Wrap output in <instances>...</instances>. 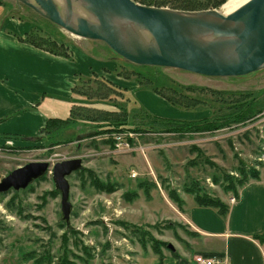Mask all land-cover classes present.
Here are the masks:
<instances>
[{
  "label": "rangeland",
  "instance_id": "1",
  "mask_svg": "<svg viewBox=\"0 0 264 264\" xmlns=\"http://www.w3.org/2000/svg\"><path fill=\"white\" fill-rule=\"evenodd\" d=\"M0 4L33 24L42 36L73 50L99 75L93 77L114 87L95 82L82 86L87 95H76L75 124L62 129L59 144L45 136L0 138V180L31 162L54 165L83 160V168L69 177L70 228L61 219V195L52 172L25 190L0 195V264H164L166 258L179 257V251L193 259V238L185 220L186 207L196 204L191 191L229 200L235 195L226 190L227 176L241 179L242 169L264 173V70L245 77L212 78L176 69H144L127 63L102 42L61 29L20 0H0ZM82 50L87 52L84 59ZM113 62L116 69L108 67ZM135 73L152 74L153 80L166 76L184 86L243 93L244 98L247 95L244 101L260 113L253 121L215 133L183 137L150 133L145 130L142 108L162 119L179 120H199L213 112L176 107L140 87ZM207 101L209 107L210 96ZM105 112L126 119L122 127L133 130L103 133L108 125ZM134 127H142V133L134 132ZM109 139L115 140V147L106 143ZM127 143L130 150L124 148ZM132 171L138 173L136 178Z\"/></svg>",
  "mask_w": 264,
  "mask_h": 264
},
{
  "label": "water",
  "instance_id": "2",
  "mask_svg": "<svg viewBox=\"0 0 264 264\" xmlns=\"http://www.w3.org/2000/svg\"><path fill=\"white\" fill-rule=\"evenodd\" d=\"M54 25L106 44L127 63L176 69L212 78H238L264 70V0H249L230 15L221 9L183 11L134 0H20ZM79 3L93 18L75 17ZM83 168L74 158L52 165L31 162L0 180V195L27 189L52 172L61 195V219L71 227L69 177Z\"/></svg>",
  "mask_w": 264,
  "mask_h": 264
},
{
  "label": "crops",
  "instance_id": "3",
  "mask_svg": "<svg viewBox=\"0 0 264 264\" xmlns=\"http://www.w3.org/2000/svg\"><path fill=\"white\" fill-rule=\"evenodd\" d=\"M21 20L0 4V138L4 140H34L49 119L70 117L76 105L73 90L80 78L96 74L71 49L66 58L21 41L35 28ZM79 53L87 57L86 51ZM115 63L108 67L116 69ZM235 197V204L223 199L230 207L226 218L213 208L186 207L193 252L224 258L230 264H264V242L254 238L264 235V173ZM190 256L179 251V257L166 258L164 264H193Z\"/></svg>",
  "mask_w": 264,
  "mask_h": 264
},
{
  "label": "trees",
  "instance_id": "4",
  "mask_svg": "<svg viewBox=\"0 0 264 264\" xmlns=\"http://www.w3.org/2000/svg\"><path fill=\"white\" fill-rule=\"evenodd\" d=\"M137 3L147 6L155 7H168L176 10L183 11H204L211 9H221L222 6L228 2V0H134ZM21 41L28 43L36 48L46 50L54 55L62 56L69 58L70 52L60 46L56 41L42 36L39 32L33 30L28 33L24 38H20ZM144 69H153L158 70L162 68L158 67H143ZM120 76L130 80L131 76L128 74L119 73ZM137 75L136 82L140 87L150 89L151 91L159 94L165 98L172 105L186 109V110H212L213 114L210 118L202 120H179V119H162L160 117L154 116L148 113L145 109L144 115L146 117L147 127L145 130L147 132H161V133H176L180 136H184L189 133H215L226 128H230L234 125L240 126L244 125L247 121L254 120L255 117L260 113V110H256L252 107V104H247L244 100L247 97L243 93H227L222 91H217L213 89H208L204 87L197 86H184L181 84L172 81L166 76H162L161 79L153 80L154 77L145 76L142 73H135ZM94 78V79H93ZM93 82L101 86H110L113 85L103 79H98L95 77H81L78 84L74 88V93L76 95H87L82 86L84 84H92ZM227 95V96H226ZM210 96V106L208 107V101ZM74 109L72 110L70 117L66 119L51 118L48 120L46 127L41 131L40 136L48 137V140L59 144L57 137L61 134L63 128H68L75 124L73 120ZM126 113V112H125ZM127 114V113H126ZM107 116L104 121L108 123L106 128H103V133L112 134L118 132L119 130H133L125 129L122 126H125L123 122H126V119L120 120L115 113L105 112ZM124 115L122 117H125ZM111 117V118H108ZM110 121H113L117 126L114 127ZM130 128V127H129ZM142 127H134V132L142 133ZM107 141L115 147V140ZM199 151V150H198ZM88 174L90 171H87ZM241 179H234L233 177L227 176L226 181H228V187L226 190L228 192H233L235 196H238L239 189L246 186L251 180H260V173L257 171H246L242 169L240 171ZM45 177V176H44ZM43 177V178H44ZM218 182V181H217ZM96 186L98 182L95 183ZM195 196L196 204L200 207L213 208L218 211L220 216L226 218L229 214L230 207L229 204L224 202L222 199L209 196L205 193L199 191H191ZM173 200H175V194H173ZM135 198V197H134ZM133 198V199H134ZM184 204V203H183ZM260 242H264V235H256L254 237Z\"/></svg>",
  "mask_w": 264,
  "mask_h": 264
},
{
  "label": "bare ground",
  "instance_id": "5",
  "mask_svg": "<svg viewBox=\"0 0 264 264\" xmlns=\"http://www.w3.org/2000/svg\"><path fill=\"white\" fill-rule=\"evenodd\" d=\"M248 1L249 0H229L227 4L222 8V13L226 16L230 15ZM54 2L57 4V6L60 8L61 11H64L65 8L64 0H54ZM73 6H74L75 17L85 18L90 22L93 21V18L90 15H87L84 8L79 3L74 2Z\"/></svg>",
  "mask_w": 264,
  "mask_h": 264
},
{
  "label": "built area",
  "instance_id": "6",
  "mask_svg": "<svg viewBox=\"0 0 264 264\" xmlns=\"http://www.w3.org/2000/svg\"><path fill=\"white\" fill-rule=\"evenodd\" d=\"M131 137H133V134H130ZM116 139H121V137H116ZM119 146V145H118ZM128 150H130L131 147L129 143L126 144ZM121 148V147H119ZM138 176V173L135 171H132V177L136 178ZM237 197L233 196L229 199V204H235L237 202ZM193 264H230V262L227 259L220 258V257H207L204 255H195L192 259Z\"/></svg>",
  "mask_w": 264,
  "mask_h": 264
}]
</instances>
